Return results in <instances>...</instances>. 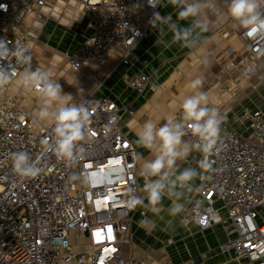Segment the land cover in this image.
<instances>
[{
  "label": "built area",
  "instance_id": "built-area-1",
  "mask_svg": "<svg viewBox=\"0 0 264 264\" xmlns=\"http://www.w3.org/2000/svg\"><path fill=\"white\" fill-rule=\"evenodd\" d=\"M46 1L0 0V40L10 49L28 45L32 52L35 39L23 29L19 15ZM164 2L169 0H151L156 7L148 0H81L93 32L69 55V67H102L115 52L120 53L118 65L130 64ZM239 37L250 57L264 59V36L242 28ZM0 66L13 73L0 87V264H145L122 253L137 208L127 206L128 195L139 196L145 184L138 179L137 147L120 127L123 112L133 115L134 106L96 96L101 84L82 99H69L86 104L90 120L88 136L79 144L81 154L68 163L52 150L54 121L43 124L34 118L41 99L35 97L28 106L27 97L10 94L25 66L2 52ZM253 70L250 63L245 65L244 72ZM149 78L140 74L129 83L142 94ZM175 118H182L181 107ZM240 120L249 132L222 124L219 151L208 158L211 168L201 170L198 189L187 195L190 206L181 219L201 230L222 225L228 235L222 251L264 264V222L258 221L264 207V109L244 106ZM186 132L185 138L197 139ZM20 151L30 155L38 175L23 177L14 171L11 156ZM203 158L196 159L198 166Z\"/></svg>",
  "mask_w": 264,
  "mask_h": 264
},
{
  "label": "crops",
  "instance_id": "crops-1",
  "mask_svg": "<svg viewBox=\"0 0 264 264\" xmlns=\"http://www.w3.org/2000/svg\"><path fill=\"white\" fill-rule=\"evenodd\" d=\"M213 2L215 10L205 9L201 16L208 31L202 33L201 44L196 49L183 48L179 44L169 47L154 45L158 37L170 42L173 34L167 25L161 32L149 24L145 36L135 47L130 64L118 65L120 53L115 52L105 66L89 63L80 70L69 67V55L93 32V23L85 14L81 0H47L41 8L34 5L20 14L19 20L23 29L35 39L31 52L32 70L38 68L49 72L51 78L61 85L63 94L71 95L65 98L67 101L82 99L101 84L96 96L108 95L120 103L134 106L135 113L123 112L120 122L121 129L133 143L146 121L159 124L168 117H175L182 101L193 94L191 82L196 78L203 81L202 88L197 90L207 93L208 104L221 110L224 122L248 133L240 120L241 109L244 106L264 109V59L249 56L247 46L239 37L242 27L228 12L230 0ZM178 10L177 6L164 2L158 12L170 16L182 27L191 26V18H177ZM247 63L253 67L252 72H244ZM140 74L150 76L142 94L129 83L131 78ZM15 93L27 97L28 106L35 97L41 99L33 88L21 85L19 76L10 91V94ZM184 140L196 142L192 138L184 137ZM137 150L145 158L152 157L147 149L137 147ZM200 155L194 150L187 160H178L177 167L179 170L186 167L200 170L196 163ZM138 179L140 182L144 180L140 175V163ZM194 185V189L179 201L184 208L176 215H170L173 201L168 197L157 206L159 211H153L151 206H138L134 210L127 241L122 246L124 257L142 258L145 264H252L233 251L221 250V244L228 239L222 225L201 230L196 225L182 222L181 218L190 206L187 195L200 186L198 178ZM139 196L145 197L146 194L141 191ZM258 221L264 222V207L260 209Z\"/></svg>",
  "mask_w": 264,
  "mask_h": 264
},
{
  "label": "clouds",
  "instance_id": "clouds-1",
  "mask_svg": "<svg viewBox=\"0 0 264 264\" xmlns=\"http://www.w3.org/2000/svg\"><path fill=\"white\" fill-rule=\"evenodd\" d=\"M148 2L156 7L151 0ZM169 3L179 8L178 19H192L191 26L182 27L173 22L170 16L155 12L149 21L151 26L158 27L163 32V26L167 25L173 35L170 42L158 37L154 45L169 47L171 44H179L183 48L196 49L201 44L202 33L208 31V25L201 16L205 9L215 10V3L213 0H169ZM228 12L240 27L264 36V0H230ZM0 52L4 55L12 54L18 64L25 66L24 71L18 73L21 85L35 87L39 91L41 106L35 112L34 118L54 121L52 150L57 158L68 163L75 161L81 154L78 152L79 144L86 140L89 133L90 109L86 104L68 102L65 98L71 95L62 93L61 85L51 78L49 72L38 68L32 70L33 57L28 45L18 43L14 49H10L4 40H0ZM12 79L13 73L0 66V87L7 85ZM202 85L200 78L191 82L194 92L182 101L180 120L168 117L164 123L159 124L149 120L136 133L135 147L149 150L152 157L145 158L142 153H135V159L140 163V175L145 179L142 191L146 196L129 193V208L151 206L153 211H159L157 206L168 197L173 201L169 209L170 215H176L184 208V204L179 201L194 189L195 180L202 175L201 170L211 168L208 158L219 151L221 126L225 118L217 108L208 106L207 93L197 90ZM186 129L197 138L196 142L184 140ZM194 150L204 157L199 161L200 170L193 167L179 170L177 161L187 160ZM11 159L13 169L18 175L34 177L39 174L40 169L27 152H15Z\"/></svg>",
  "mask_w": 264,
  "mask_h": 264
},
{
  "label": "rangeland",
  "instance_id": "rangeland-1",
  "mask_svg": "<svg viewBox=\"0 0 264 264\" xmlns=\"http://www.w3.org/2000/svg\"><path fill=\"white\" fill-rule=\"evenodd\" d=\"M224 88V87H223ZM227 88V87H226ZM62 93H64L63 92V90H62ZM52 121V119H47V120H43V121H41L43 124H47V123H50Z\"/></svg>",
  "mask_w": 264,
  "mask_h": 264
}]
</instances>
